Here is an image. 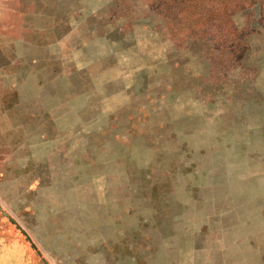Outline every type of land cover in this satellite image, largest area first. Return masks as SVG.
Wrapping results in <instances>:
<instances>
[{"label":"rangeland","instance_id":"374dc122","mask_svg":"<svg viewBox=\"0 0 264 264\" xmlns=\"http://www.w3.org/2000/svg\"><path fill=\"white\" fill-rule=\"evenodd\" d=\"M0 264H264V0H0Z\"/></svg>","mask_w":264,"mask_h":264}]
</instances>
